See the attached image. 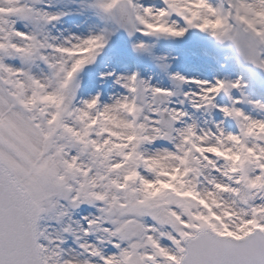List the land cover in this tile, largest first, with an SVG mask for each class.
<instances>
[{"label":"snow or ice","instance_id":"1","mask_svg":"<svg viewBox=\"0 0 264 264\" xmlns=\"http://www.w3.org/2000/svg\"><path fill=\"white\" fill-rule=\"evenodd\" d=\"M0 264H264V0H0Z\"/></svg>","mask_w":264,"mask_h":264}]
</instances>
